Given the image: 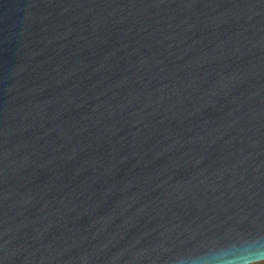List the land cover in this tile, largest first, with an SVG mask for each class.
Wrapping results in <instances>:
<instances>
[{
  "label": "water",
  "instance_id": "1",
  "mask_svg": "<svg viewBox=\"0 0 264 264\" xmlns=\"http://www.w3.org/2000/svg\"><path fill=\"white\" fill-rule=\"evenodd\" d=\"M262 234L264 0H0V264Z\"/></svg>",
  "mask_w": 264,
  "mask_h": 264
},
{
  "label": "clouds",
  "instance_id": "2",
  "mask_svg": "<svg viewBox=\"0 0 264 264\" xmlns=\"http://www.w3.org/2000/svg\"><path fill=\"white\" fill-rule=\"evenodd\" d=\"M168 264H264V234L233 238L210 247L178 252Z\"/></svg>",
  "mask_w": 264,
  "mask_h": 264
}]
</instances>
